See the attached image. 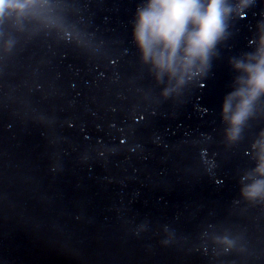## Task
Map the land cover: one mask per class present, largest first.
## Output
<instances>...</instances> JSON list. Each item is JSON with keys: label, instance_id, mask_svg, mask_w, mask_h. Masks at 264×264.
I'll use <instances>...</instances> for the list:
<instances>
[{"label": "water", "instance_id": "95a60500", "mask_svg": "<svg viewBox=\"0 0 264 264\" xmlns=\"http://www.w3.org/2000/svg\"><path fill=\"white\" fill-rule=\"evenodd\" d=\"M142 2L21 0L0 16V264H264V198L241 195L264 97L235 141L221 118L264 0L177 79L135 45Z\"/></svg>", "mask_w": 264, "mask_h": 264}, {"label": "clouds", "instance_id": "9594fccd", "mask_svg": "<svg viewBox=\"0 0 264 264\" xmlns=\"http://www.w3.org/2000/svg\"><path fill=\"white\" fill-rule=\"evenodd\" d=\"M251 2L143 0L134 13L132 38L143 62L152 66L158 79L164 75L177 79L209 65L217 44L225 38L230 17L234 12L246 14ZM25 8L21 0H0V16L6 12L19 14ZM230 64L239 74L238 87L225 95L221 118L226 125V139L235 141L254 105L264 97V30L258 34L255 51ZM253 151L255 166L245 177L251 182L241 189V195L249 200L264 198V132L255 141Z\"/></svg>", "mask_w": 264, "mask_h": 264}]
</instances>
